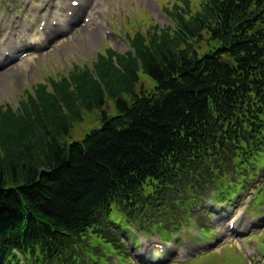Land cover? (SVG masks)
Masks as SVG:
<instances>
[{"label": "trees", "instance_id": "obj_1", "mask_svg": "<svg viewBox=\"0 0 264 264\" xmlns=\"http://www.w3.org/2000/svg\"><path fill=\"white\" fill-rule=\"evenodd\" d=\"M183 29L180 37L207 30L215 54L199 58L197 43L187 54L174 51L182 40L159 46L152 37L146 45L138 35L134 55L101 60L97 79L89 70L73 75L77 90L68 80L52 82L54 92L41 88L17 110H0V235L11 239L0 236L1 245L22 243L40 264H59L69 252L61 239L75 241L106 204L132 200L144 208L164 194L173 201L174 158L196 155L213 125L263 115L264 0H213ZM139 71L156 83L152 93L135 92ZM107 98L116 116L104 110ZM97 109L101 127L68 143L81 111ZM154 176L151 190L127 192ZM156 189L164 193L146 195ZM56 233L59 242L49 237Z\"/></svg>", "mask_w": 264, "mask_h": 264}, {"label": "rangeland", "instance_id": "obj_2", "mask_svg": "<svg viewBox=\"0 0 264 264\" xmlns=\"http://www.w3.org/2000/svg\"><path fill=\"white\" fill-rule=\"evenodd\" d=\"M176 1L183 3V0H109L108 4L111 5L112 12L105 22V26H112L111 23L114 21L115 31L113 26V30L110 29L112 34L109 35L108 32L102 30L91 40L86 38L82 31H79V36L75 37L74 46L70 49L66 46L63 47V51L58 57L59 67L55 63L49 66H46L48 64L45 66L40 65V55L20 64L21 71L25 73L17 71L6 75L4 72L11 69L10 66L7 67L4 72H0V105L8 103L16 106L25 90L45 78L61 76L76 66L92 67L97 55L108 47H112L120 53L126 52L128 48L124 41V34L129 31L134 32L136 29H146L148 26L155 24L160 27L168 26L169 23L162 16L161 10L166 6L175 5ZM189 1L191 8L196 9L198 0ZM68 52L70 53L69 60L66 59L65 55ZM145 83L150 85L147 80L143 81V84ZM98 126L99 122L94 115H87L83 121L75 125L69 141L84 139L86 134L98 128ZM251 199V196L247 195L245 201ZM251 241L253 240H245V242ZM259 250L264 252V244L261 241L259 242ZM181 264H244V261L241 257L240 246L232 245L221 248L219 252H211L193 261Z\"/></svg>", "mask_w": 264, "mask_h": 264}, {"label": "bare ground", "instance_id": "obj_3", "mask_svg": "<svg viewBox=\"0 0 264 264\" xmlns=\"http://www.w3.org/2000/svg\"><path fill=\"white\" fill-rule=\"evenodd\" d=\"M83 1V4L80 8L81 12H85V14L87 15V9L91 6L92 0H81ZM106 2L108 0H105ZM108 5H106L105 9L101 8L99 5L96 6L95 8L98 9V11L104 12L106 13L108 10ZM92 13L89 14V16L94 17V9L91 10ZM53 20H55L57 23L55 26L48 24L46 32L44 34H38L36 31L30 32L29 34H25L24 39L20 42V43H16L13 44L11 42H6L7 48H15V49H19L21 47L25 46V40L26 39H31L29 45L33 46L35 49L39 50L42 47H44V45L46 44V42L48 40H51L53 37V34L56 32H67L69 31V26L75 22H79V18L76 17L75 15L69 16V15H64L61 13V11H56L54 13V17ZM89 25V24H87ZM75 27V26H73ZM97 32V31H96ZM94 32V33H96ZM70 33V32H69ZM94 33H90V36L92 37L93 35H95ZM73 43V37H67L64 44L69 47L71 44ZM63 45V44H62ZM62 45H59L58 47L61 48ZM13 52H11L12 54ZM59 56V51H54L52 53V56L49 60V62L55 61L57 60ZM68 59V56H66ZM42 63L47 64V62L45 60H41ZM57 66L59 67V63L57 64ZM14 71V70H13ZM3 239L5 240H11L10 239V235L7 234H1L0 235Z\"/></svg>", "mask_w": 264, "mask_h": 264}, {"label": "snow or ice", "instance_id": "obj_4", "mask_svg": "<svg viewBox=\"0 0 264 264\" xmlns=\"http://www.w3.org/2000/svg\"><path fill=\"white\" fill-rule=\"evenodd\" d=\"M73 2L75 3V2H76V0H73Z\"/></svg>", "mask_w": 264, "mask_h": 264}]
</instances>
